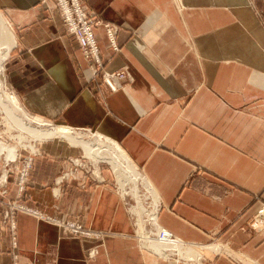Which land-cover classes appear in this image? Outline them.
Returning <instances> with one entry per match:
<instances>
[{
    "label": "crops",
    "instance_id": "1",
    "mask_svg": "<svg viewBox=\"0 0 264 264\" xmlns=\"http://www.w3.org/2000/svg\"><path fill=\"white\" fill-rule=\"evenodd\" d=\"M82 3L100 21L102 71H126L118 88L93 74L53 1L0 0L5 90L32 120L117 143L157 194L159 227L199 262L143 247L133 196L122 197L110 163L58 185L85 150L29 135L24 142L42 154L24 189L10 175L0 196V264H264V223H249L264 208V0ZM104 24L116 28L117 50ZM91 155L101 157L94 146ZM11 201L37 214L16 209L11 229ZM59 221L93 235L66 234Z\"/></svg>",
    "mask_w": 264,
    "mask_h": 264
},
{
    "label": "bare ground",
    "instance_id": "2",
    "mask_svg": "<svg viewBox=\"0 0 264 264\" xmlns=\"http://www.w3.org/2000/svg\"><path fill=\"white\" fill-rule=\"evenodd\" d=\"M6 25V24H5ZM4 60H1L0 62V112L6 115L7 119V126L8 128H18L19 129V136L16 138L20 142V147H32L33 145H30V143L24 142L23 136H29L34 134L37 138H41L43 140H48L52 138H61L64 140H67L72 146H77L85 150V153L91 155V146L96 147L98 152L100 153L101 156H109L107 158L109 160V163L112 165L114 168V171L119 179L122 182L125 181V179L129 180V182H132L134 187H133V192H135V195L138 193L140 182L144 186V188L147 190L149 193V196L154 199V204H157V197L154 189L150 185V183L147 181L145 176H143L141 170H139L134 163L132 165H127V164H122L116 156L124 157L125 159L130 158L127 156V154L123 151V149L114 141L112 140H106L103 136L99 134H92L88 141L82 140L81 138L84 137L81 136V134H75V131L66 126H60V125H52V124H47V123H38L34 122L32 119L28 118L25 116V114L16 106L14 103L13 97L14 94L10 92L7 88L5 90V77H4V65L3 62ZM3 62V63H2ZM9 93H7V92ZM11 133V131L9 130ZM32 134H31V133ZM81 136V137H79ZM86 136V135H85ZM39 142H42V140H36ZM89 149V150H88ZM5 151L6 152V158H11L13 159L18 153V147L17 145H8L4 142L0 141V154ZM86 157V156H85ZM88 158V157H86ZM90 159V158H89ZM100 162H106L105 159L101 158L100 161L96 164L95 161L92 160V163L96 166H99ZM96 172V169H95ZM125 175H127L125 177ZM5 176V173L1 176L3 178ZM134 177V178H132ZM132 179V180H131ZM121 182V183H122ZM138 195V194H137ZM139 196V195H138ZM137 200V207L134 209L133 213L136 214L139 218V229L142 231V235H146L145 233V221L144 218L149 219V223L155 228L156 237L158 238L157 240H154L150 237L146 239V246H154L155 249L160 250L159 248H164V249H172L175 250L177 253H179V256L183 257H193L194 260H196L197 255L194 253L192 254L191 249H187V247H184L183 244L173 238V236H170L165 230H163L161 227H159L157 220H156V214L155 210L157 209L152 205L151 208H147L148 210H154L152 212L147 211L144 208V200L139 196L136 198ZM155 208V209H154ZM144 221V222H143ZM161 233L163 234L161 236ZM143 241H145V238H143ZM155 242V243H153ZM158 246V247H156ZM153 247V248H154ZM152 249V248H151ZM156 251V250H154ZM157 252V251H156ZM95 254V250L91 251V255ZM188 259V258H187ZM199 261V260H197ZM196 261V262H197ZM246 264V262L244 263Z\"/></svg>",
    "mask_w": 264,
    "mask_h": 264
},
{
    "label": "built area",
    "instance_id": "3",
    "mask_svg": "<svg viewBox=\"0 0 264 264\" xmlns=\"http://www.w3.org/2000/svg\"><path fill=\"white\" fill-rule=\"evenodd\" d=\"M53 1L59 10L60 17L62 22L67 30L68 33L73 35L78 42V45L84 55L88 60L91 61V68L93 74L96 75L97 73H101V81L112 91L118 88L116 84V80L124 77L126 75L125 70H117L113 72L102 71V59L100 56L99 46L97 44L94 28L100 24V21L94 16L89 15L83 9L82 0H50ZM105 33L108 40L109 47L112 50H117L116 44V36L115 31L116 28L109 25L104 24ZM1 124V123H0ZM3 134L0 133V140L4 143H10V139L7 140L2 137ZM42 154L41 150L39 149L38 154H29L24 152L23 154H17L13 159L6 158V152L3 151L0 154V194L6 193V185L8 184L9 176L16 175V184L17 189L21 192L24 189V186L27 182L28 175L32 166V161L34 156H40ZM85 158H74L69 160V165L66 169L62 170L60 174L57 176L61 177L60 181L56 183L59 185L63 181L68 179H75L79 180L82 177L81 172L84 171L85 175H94L91 165L86 164ZM79 159V162H75V160ZM5 160V161H4ZM20 162V166L16 167V163ZM18 168V169H17ZM3 169L6 171L5 176L1 178L3 175ZM82 169V170H81ZM90 172V174L88 173ZM66 175V176H65ZM25 209L30 211L34 214L36 210H33L28 207H22V205L18 203H13L12 205L9 204L7 211H5V216L10 220V227L14 229V221L11 219L12 214L16 209ZM261 217V219H260ZM63 231L69 235H81V236H89L93 235V232L84 229L83 226L76 221H59ZM251 226H258L264 223V208H260L256 211L249 222ZM172 236L170 233H168ZM163 234L161 233V236Z\"/></svg>",
    "mask_w": 264,
    "mask_h": 264
},
{
    "label": "rangeland",
    "instance_id": "4",
    "mask_svg": "<svg viewBox=\"0 0 264 264\" xmlns=\"http://www.w3.org/2000/svg\"><path fill=\"white\" fill-rule=\"evenodd\" d=\"M178 1V0H177ZM28 117H30L31 118V116H29V115H27ZM34 120V122H38V123H44V121H41V120H38V119H36V118H33ZM37 120V121H36ZM0 133L1 134H3L2 135V137H4L6 140L9 138L10 139V143H7V142H5L6 144H8V145H17V147H18V151H17V153L18 154H23L24 152H27V153H29V154H37V152H35V151H32L31 149H29V147L28 148H26V147H20V141L18 140V139H16L18 136H19V134H20V132H19V129L18 128H8V126H7V119H6V115L5 114H3V113H1L0 112ZM45 123H47V124H52V123H48V122H46L45 121ZM52 125H55V124H52ZM9 130L11 131V133H9ZM31 133V132H30ZM32 134V133H31ZM33 136V138H34V134H32L31 135V137ZM29 137V136H28ZM35 138H36V136H35ZM41 139V138H40ZM43 140V139H42ZM47 140V139H46ZM1 141V140H0ZM1 142H3V141H1ZM35 143H41V142H39V141H34L33 142V144H35ZM89 149H91V148H89ZM88 149V150H89ZM84 155V154H83ZM6 156V155H5ZM85 156V155H84ZM95 156H96V154H95ZM97 156H99V155H97ZM34 157H36V156H34ZM86 157H88V158H91L93 161H95L96 162V164L98 163V161H100L99 159L100 158H102V156L99 158V157H94V156H92V155H89L88 154V156H86ZM103 158L105 159V161L109 164V162H108V160H107V158H109V156H107V155H103ZM116 158L122 163V164H127V165H132V161L131 160H129V159H125L124 157L122 158V157H120L119 155L118 156H116ZM98 159V160H97ZM34 160V159H33ZM90 160V159H89ZM80 160L79 159H77V160H75V162H79ZM131 161V162H130ZM17 164H18V162L15 164L16 165V167H17ZM95 166V165H94ZM94 166H92V169H93V172L96 174V175H99V166H96V167H94ZM110 166H111V168H112V171H113V173H114V175H115V178H116V180H117V185L119 186V188H120V192H121V195H122V197H124V195H123V193L124 192H126L127 194H129V196H131L132 198H127L126 200L128 201V203L130 204H132L133 206H132V208H130V211L133 213V211H134V209L137 207V200H136V198H138L139 196L144 200H146L147 202H152L150 205H151V207H152V205L154 204V199H152L150 196H149V193L147 192V190L144 188V186L142 185V183L140 182V184H138V186H139V190H138V195L136 194L135 195V192H133V187H134V185H133V183L132 182H129V180H127V179H125V181L124 182H122L121 180H123L122 178L121 179H119L118 177H117V175H116V173H115V171H114V168L112 167V165L110 164ZM1 168V167H0ZM31 168H32V166H31ZM66 168V167H65ZM18 169V168H17ZM95 169H96V172H95ZM31 170V169H30ZM82 170V169H81ZM3 171H5L4 169H3ZM2 171V173L4 174V172ZM30 173V172H29ZM84 174V171H82L81 172V174ZM89 174H90V172H88ZM66 176V175H65ZM127 175H125V177H126ZM132 178H134V177H132ZM60 179H61V177H60ZM132 180V179H131ZM122 182V183H121ZM26 185V184H25ZM7 186V185H6ZM25 187V186H24ZM146 192H147V195L146 196H144V194H146ZM5 194V193H4ZM3 194H0V196H2ZM143 196V197H142ZM125 198V197H124ZM13 203H15L14 201H11L10 202V205H12ZM19 204V203H18ZM154 207H155V204H154ZM144 208L147 210V211H149V212H152V211H154V210H152V211H150V210H148L147 209V207H146V204L144 203ZM133 210V211H132ZM133 215H134V217H135V219H136V221H137V225H139V218H138V216L136 215V214H134L133 213ZM144 221L146 222V221H149V219L148 218H144ZM143 221V222H144ZM145 224V223H144ZM153 229H149V230H146L145 229V233H146V235H142V231L139 229V226H138V228H137V233H138V236H139V238H140V240H141V242L143 241V239H142V237L143 238H145V241L144 242H146V239H148V237H150V238H152V239H154V240H157L158 238L156 237V231H155V228L154 227H152ZM67 234H70V233H67ZM153 243H155V242H153ZM144 248H146V249H148V250H151V251H153V252H155V253H158L159 255H161V256H164V257H166L167 258V256H168V254L166 253V252H168L167 250H169V251H171L172 253H176L178 256H179V253H177L175 250H172L171 248L170 249H164V248H159L160 250H157V249H155V247L154 246H150V245H148V246H146V245H144L143 246ZM154 247V248H153ZM156 247H158V246H156ZM152 248V249H151ZM154 250H156V251H154ZM91 251H93V250H91ZM91 251H90V255H91ZM180 257V256H179ZM181 258H185V257H183V256H181ZM185 260H192V261H197V260H199V254L197 253V258H196V260H194V258H192V259H187V258H185ZM197 262H199V261H197Z\"/></svg>",
    "mask_w": 264,
    "mask_h": 264
}]
</instances>
